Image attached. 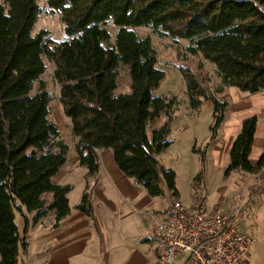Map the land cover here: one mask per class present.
Listing matches in <instances>:
<instances>
[{
    "label": "trees",
    "instance_id": "16d2710c",
    "mask_svg": "<svg viewBox=\"0 0 264 264\" xmlns=\"http://www.w3.org/2000/svg\"><path fill=\"white\" fill-rule=\"evenodd\" d=\"M46 2L61 14L69 40L54 43L47 32L34 33L43 12L39 0H0V264H19L20 250H27L28 214L35 213L37 223L53 211L57 227L71 212L68 195L73 187L53 182L68 162L70 147L53 121L54 97L42 81L47 60L54 68L80 165L90 177L97 176L100 152L111 150L119 170L153 198L164 197L166 189L179 197L176 173L159 160L173 145L168 135L175 102L155 95L166 74L157 68L151 37L140 38L136 29L189 42L187 51L215 66L221 84L217 94L231 87L251 94L264 91V0ZM110 23L118 29L114 39ZM122 66L130 74V91L117 96ZM190 96L197 110L201 102ZM208 100L215 113L210 146L230 103L213 95ZM163 115L166 123L150 139L149 127ZM241 126L225 175H261L264 150L255 164L251 161L258 117ZM254 189L252 197L264 192ZM50 193L49 206L44 196ZM76 209L93 219L89 189ZM16 212L24 218L23 235Z\"/></svg>",
    "mask_w": 264,
    "mask_h": 264
},
{
    "label": "rangeland",
    "instance_id": "374dc122",
    "mask_svg": "<svg viewBox=\"0 0 264 264\" xmlns=\"http://www.w3.org/2000/svg\"><path fill=\"white\" fill-rule=\"evenodd\" d=\"M46 1L39 0L43 12L38 19L34 33L45 31L48 33V39L54 43L69 40L63 30L61 14L55 13ZM108 29L114 39L118 29L112 23L108 25ZM136 32L140 38L151 37L157 51V68L166 74L161 86L155 90V95L175 102L173 121L170 123L171 130L168 135V140L173 142V145L160 155L159 160L162 167L176 173L178 193L181 200L189 207L195 204L204 205L207 202L209 206H223L233 216L237 230L254 240L246 264H264V192L254 197L251 196L252 188L259 190L264 188V172L262 176L243 174L240 171H235L230 176L225 175L230 158V154L227 153L228 143H231L230 151L235 137L241 130L242 123L248 118L257 116L260 126L258 137L260 142L258 141L253 151L254 157L258 154L256 150H260L263 144L261 141L264 138V91L251 94L231 87L224 88L223 93L217 94V88L221 84L215 66L204 56L193 55L187 51L190 46L189 42L173 41L167 36L161 37L145 28L136 29ZM47 66V73L42 81L56 102L60 88L53 74V65L48 60ZM120 72V91L128 93L130 74L124 66L120 68ZM188 82L191 83L190 86ZM37 88L38 84L35 86V91ZM190 92L198 102H201L197 110L192 108ZM212 95L229 101L231 106L236 104L241 108L239 111L230 109L226 121L219 130V144L212 143L209 146L212 142V127L215 123L214 105L211 100H208V97ZM54 106L53 121L57 123L62 138L69 145L68 157H71L76 155V150L72 144L70 122L64 116L63 110L58 111L59 106ZM166 118V115H163L159 122L149 127L150 139H152L153 132L166 123ZM263 150L264 147L255 161L261 157ZM201 153H205V160ZM165 198L167 202L171 201L169 196L166 195ZM16 217L17 224L22 230L23 218L18 212H16ZM180 262L181 255L175 264H180Z\"/></svg>",
    "mask_w": 264,
    "mask_h": 264
},
{
    "label": "crops",
    "instance_id": "0c3cea01",
    "mask_svg": "<svg viewBox=\"0 0 264 264\" xmlns=\"http://www.w3.org/2000/svg\"><path fill=\"white\" fill-rule=\"evenodd\" d=\"M126 92L118 88L115 94L118 96ZM59 95L56 99L59 104L54 100L51 101L52 114L54 105L59 106L58 111L63 110ZM240 108L236 104L230 105L228 114L230 109L239 111ZM259 128L260 126H258L251 152V161L254 164L257 162L255 160L260 150L264 147V138H262L263 144L260 150H256L257 156H253V151L258 141L260 142ZM218 142L217 138L214 143ZM72 144H74L76 155L68 157V162L53 178V182L57 185L73 187L68 195L71 212L57 227L53 211L37 223L33 222L36 214H28L30 218L28 248L25 251L20 250L19 264L156 263L158 255L153 234L157 226L169 215L172 203L178 199L182 201L180 195L174 198L173 194L166 190L162 198L149 196L142 186L137 185L119 170L111 150L100 152V173L90 177L89 172L80 165L74 139ZM230 146L231 143H228L227 153ZM88 189L92 200L93 219L76 209ZM166 195L171 198V201L167 202ZM44 199L50 206L53 195L47 194ZM194 206L196 204L192 205ZM18 228L23 235L24 218L22 230L19 224ZM183 260L184 257L181 256L180 264Z\"/></svg>",
    "mask_w": 264,
    "mask_h": 264
},
{
    "label": "built area",
    "instance_id": "2783aa9c",
    "mask_svg": "<svg viewBox=\"0 0 264 264\" xmlns=\"http://www.w3.org/2000/svg\"><path fill=\"white\" fill-rule=\"evenodd\" d=\"M153 234L157 261L175 264H246L254 240L241 234L223 206H186L175 200Z\"/></svg>",
    "mask_w": 264,
    "mask_h": 264
}]
</instances>
